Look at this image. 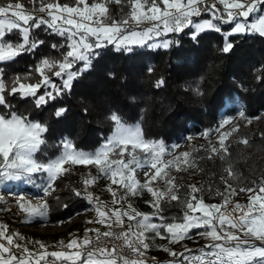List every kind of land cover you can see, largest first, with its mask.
Instances as JSON below:
<instances>
[{
    "label": "trees",
    "instance_id": "obj_1",
    "mask_svg": "<svg viewBox=\"0 0 264 264\" xmlns=\"http://www.w3.org/2000/svg\"><path fill=\"white\" fill-rule=\"evenodd\" d=\"M9 2L21 3L22 10L33 15L41 3L77 5V0H0V4ZM86 2L91 5L104 0ZM141 2L146 7L150 4V0ZM106 6L109 23L112 19L120 21L131 12L129 0H120L119 3L107 0ZM211 13V10L203 11L201 8V14L195 19L207 18ZM215 24L220 32L202 31L196 34L195 39L191 27H186L179 34H168L166 38L172 43L167 49H150L136 44L127 51L114 49L111 45L96 49L98 55L92 58L90 67L73 80L70 91H64L39 108L31 97L7 96L12 111L47 128L43 134L45 144L37 153V159L46 161L55 156L60 150L59 141L64 139L71 141L76 150L93 152L111 134L113 121L109 117L116 113L127 126L138 127L146 141L157 142L164 148L198 131L204 132L205 138L215 135V139L194 146L187 157L180 153L176 155L179 161L175 162L174 158L167 163L169 167L165 171L175 177L178 195L182 198L190 191L189 185H195L200 189L196 196L203 202L222 201L216 195L217 191L225 190L222 178L237 189V197L248 194L239 192L240 187L257 189L264 185V36L247 32L225 35L232 22L215 19ZM5 39L20 42L19 32L14 30ZM30 39L43 41V44L11 62L0 63L6 83L17 75L27 77L22 82L35 83L41 79L35 71L39 62L43 58L59 59L61 52L67 50L61 48L67 40L44 25L33 28ZM226 41L233 44L228 53L222 50ZM52 45L57 48L53 49ZM81 66L76 64L72 70L76 71ZM52 79L58 86L61 84L59 78L52 76ZM161 79L163 84L157 87ZM43 93L44 88H41L38 95ZM238 104L247 119L238 114L227 129L220 131L221 117L226 116L230 121L238 112ZM62 108L66 111L57 116V110ZM8 111L0 107V113ZM254 116L261 117L257 128L250 132L242 131V123ZM236 126L237 130L232 131ZM221 136L228 148V161L238 174L237 179L228 177L225 171L228 163L219 158V153L211 151L213 147L219 149ZM245 138L247 145L242 143ZM66 174L70 175V183H74V174ZM63 179L64 176L57 177L55 185L62 184ZM74 186L56 196L49 195L45 201L48 208L44 217L39 219L60 220L87 208L84 198L74 194L78 191ZM133 199L139 212L155 213L156 210L148 203L154 198L143 197L142 190L133 195ZM167 201V197L161 200L163 210L153 217L157 225L182 222L184 206L177 201ZM198 231L194 229L189 233ZM161 233L165 238L168 236L163 228ZM149 234L156 235L149 232L147 237Z\"/></svg>",
    "mask_w": 264,
    "mask_h": 264
},
{
    "label": "snow or ice",
    "instance_id": "obj_2",
    "mask_svg": "<svg viewBox=\"0 0 264 264\" xmlns=\"http://www.w3.org/2000/svg\"><path fill=\"white\" fill-rule=\"evenodd\" d=\"M107 0L89 5L86 0H77L76 6L59 3H41L37 9L40 13L47 14L50 19L43 16H35L30 12L22 11L23 5L17 3L0 4V63L11 62L25 52L34 51L43 44V41L30 39V31L33 28H40L42 25L53 33L64 37L68 43L61 45L67 50L61 52L59 59L43 58L36 66L35 71L39 73L41 79L35 83L22 82L27 77L15 76L10 83L3 79L0 71V107L9 111L0 113V181L2 180H31L35 173H46L50 180H55L59 174L67 171L64 165H93L104 177H110L113 184H120L126 194L137 195L140 190L146 189L154 198L149 201L156 210L152 215L144 214L128 205L129 210L119 208L111 209L109 212L96 208L99 219L95 222L105 224L109 229L112 227V217L114 223L124 227L122 217H127L128 225L121 232L112 230L99 232L98 229H88V232H95V236L85 237L82 241L72 239L64 248L69 251H53L51 253L41 252L29 253L24 248L25 253H29L34 259V264H41L46 256L53 258L52 264L56 262H70V264H145L140 259L143 256L141 248L149 247L146 243L147 233H155L161 238H165L161 233V228L170 234V242H178L186 238L191 229L203 228L200 232L206 238H210L211 243L205 249L191 250V257H185L186 264H264V185L260 186L258 192L252 187H240L239 192L255 193L249 196L246 205L240 203L233 204L230 196L237 194V189L232 187L228 180H223L225 184L224 192H216L222 199L221 205H206L201 198L196 196L200 191L195 185H189L184 197L178 195L179 186L175 184V177L169 176L165 171L169 165L158 167L161 163V156L164 147L154 141H146L138 127L127 126L118 114L112 113L110 119L114 123L113 133L105 140L101 147L91 153L79 151L74 148L71 141L64 139L61 142V152L55 158L45 160L37 159V153L41 146L45 144L43 134L47 131L46 126L37 121H33L25 115H19L12 111V106L7 102V96L19 94L22 98H33L36 107L46 105L49 100H55L64 91H70L72 82L83 71L90 67L93 57L98 55L96 49L109 44H115L119 49L128 48L129 45H144L153 36L160 37L168 33H181L186 27L192 26L197 32L203 30H215L220 32L211 20L202 23L193 21V16L201 14L210 9L206 5V0H150L145 10V4L141 0H129L131 12L129 16L120 21L114 19L109 23ZM117 3L120 0H116ZM224 9H238L240 17H248L250 13L257 10L258 6L264 4V0H219ZM80 5H83L81 7ZM160 5H163V10ZM215 3L212 8H215ZM55 9V13L52 11ZM11 13V15H9ZM59 13V14H56ZM215 19H221V15H215ZM155 22L146 30L137 31L130 29V22L139 25L143 22ZM236 21L234 28L228 35L245 34L246 26L239 22L233 12H227V19L224 22ZM22 22V24H21ZM14 30L20 33V42L13 43L5 39L6 35H12ZM250 30L264 36V18H260L258 24L250 25ZM196 34H193L195 39ZM170 40H163L159 47L168 48L171 46ZM56 49V45H52ZM233 48L230 42L225 43L223 52L228 53ZM80 69L73 71L74 65L81 63ZM49 73L51 75H49ZM52 76L59 78L61 84L58 86ZM163 84V80L157 82V87ZM44 88V93L38 95V91ZM66 109H58L57 116H61ZM244 117L243 111L239 112ZM247 119L246 117H244ZM229 121L225 119L224 124ZM223 126V125H221ZM234 127L232 131H236ZM207 134V133H206ZM242 143L247 145L245 138ZM129 145L131 146L129 148ZM119 149L120 159H109V154ZM139 150V152H137ZM128 152L129 159L125 162L124 152ZM213 153H219V158L228 163L225 168L229 178L237 179L238 174L234 172L231 162L228 161V148L224 144V137L221 136L219 149L213 147ZM143 153V156L140 155ZM184 157L188 154L184 153ZM150 158V159H149ZM187 162V161H185ZM155 169V174L150 181L140 184L134 178L135 168ZM179 170V169H178ZM148 173L146 172L145 175ZM119 177V180H117ZM157 178L164 180L165 190H154L150 186ZM91 181H85V184ZM51 185L44 189L47 193ZM109 191L115 197L116 193L111 188ZM76 196H81V192L76 191ZM168 198L167 202L177 201L184 206L182 222H170L157 225L153 222V217L162 212L161 200ZM89 200L91 195L89 194ZM23 197H21V200ZM124 199V197H121ZM195 202V203H193ZM113 203H119L113 200ZM19 207L30 216L44 217L48 208L47 202L38 206L30 203H20ZM66 207V206H65ZM196 213H200L196 215ZM163 219L162 217H160ZM91 222V221H90ZM239 233V234H238ZM244 237L241 238V235ZM0 236H4V231L0 229ZM8 244H12L13 237H4ZM259 241L260 243H254ZM39 243V242H37ZM62 243V242H61ZM111 245V247H109ZM16 247H20L19 244ZM45 246L40 244V248ZM165 252L176 256L177 253L164 247ZM128 251L134 258L125 255ZM3 254H8L5 257ZM184 256V253H180ZM32 264L28 258H18L11 255L10 248L0 243V264Z\"/></svg>",
    "mask_w": 264,
    "mask_h": 264
},
{
    "label": "rangeland",
    "instance_id": "obj_3",
    "mask_svg": "<svg viewBox=\"0 0 264 264\" xmlns=\"http://www.w3.org/2000/svg\"><path fill=\"white\" fill-rule=\"evenodd\" d=\"M213 3H215L216 5L215 8H212ZM206 5L211 10V12L215 13V15H221V13H223L222 18L220 19L223 21L227 19L228 11L233 12V15L237 17V20H239V22L244 23L246 26H248V28L246 29L247 33H256L255 31L250 30V25L254 23L258 24L259 19L264 18V6H258L255 12L250 13L249 16L245 18L240 17L238 15V9H224V6L219 3V0H206ZM80 6L83 7V5ZM146 8L147 7H145V10ZM161 8L163 10V5H161ZM201 8H203V6ZM52 11L55 13V9H53ZM213 13H211L207 18L195 19L196 16H193L192 19H195L194 21L197 23H202L205 20H211L212 23L215 24V16L213 15ZM34 14H36L35 16H43L45 19H50V17L47 16L46 12H35ZM9 15H11V13H9ZM153 23L155 22L146 21L139 25L131 23L129 24V26H132L133 28H136L135 30L140 31L146 30L148 27H151ZM235 23L236 21H232V25L225 32V35H228V33L232 31ZM189 27H191L192 35L194 33L198 34L202 32H197L196 29H194L192 26ZM167 35H162L160 37L153 36V38L151 40H148L144 45L150 49H167L158 46L162 43L163 40H169L166 38ZM104 44L111 45L114 49H118L115 44H109L106 41L104 42ZM130 46L131 45H129L127 49L124 47H121L119 49L127 51ZM78 64L82 65V62ZM237 108V114L233 116L228 123H223L225 119L229 120L226 116L221 117V120L219 121L221 128L220 131H224L225 129H227L229 125L238 116L239 112H241V106L239 104L237 105ZM262 116H264V112ZM260 118V116L252 117L248 121L242 123L240 129L244 132H250L255 130L257 128ZM113 131L114 123L111 134L113 133ZM203 135L204 132L198 131L197 133L189 134L178 141L171 142L169 146H166V148H164V153L161 156V163L157 166L162 167L163 165H167V163L174 158L175 162L179 161L178 159H176V155L180 153L190 154L193 150V147L199 144L200 142H206V140L215 139V135L210 136L208 138H205ZM62 141H59V146L61 145ZM101 145L94 151L98 150ZM130 147L131 146L129 145V148ZM61 150L62 149L60 147L59 152L55 156L59 155ZM55 156H53L52 158H55ZM109 159H120L119 149H116L113 153H110ZM123 159L125 162L129 159L128 152L126 153V155H123ZM64 167L65 169H67V171L57 176L59 178L64 176V182L59 186H56V181L50 180L46 173H35L32 175L31 180L21 179L0 181V229L4 231V236H0V243H3L5 246L10 248L11 255L22 259L28 258L32 260V264H34V259L32 256H29V253L35 256V254L45 251L48 253H51L53 251H62L60 247L64 248V245H66L72 239H78L82 241L86 236L91 238L95 234V232L86 231L88 229H98L99 232L103 233L114 228H127V225L129 223L127 217H122V219L124 220L123 228L114 223V216L112 217L111 229H109L105 224L95 222L99 219L96 208L100 207L102 211L109 212V215H111L110 210L114 208L130 211V209H128V205H131L132 208L137 210L133 195L126 194V190L120 184H113L112 179L110 177H104L98 171L96 166H86L80 164L72 165L71 163H68L65 164ZM130 167L135 168L134 165ZM66 172L74 174V183H70V175H67ZM146 172L148 173L147 175H145ZM154 174L155 169H149L147 167L135 168L134 178L140 184H143L145 182L150 181L151 176ZM86 180L91 181V183L85 184ZM117 180H119V177H117ZM49 185H51V187L49 191L45 193L44 189ZM73 186L76 190L81 192V196L87 203V208L84 207L85 209H80L76 214L66 216L63 219L55 221H49L47 219L40 220V217L30 216L27 212L23 211L19 207L20 203H30L33 206H38L44 203L48 199L49 195L56 196L55 194L61 191L67 192L68 189ZM150 186L153 187L154 190H165L167 187L164 180L161 178H157L156 181H152ZM109 188L115 191V197H113L112 193L109 191ZM258 189L259 188L256 189L257 192ZM89 194L91 195V200H89L88 198ZM253 194L255 193H248L245 197H237L235 195H232L230 196V200L233 204L240 203L242 205H246L249 202V196ZM261 195H264V193H262ZM142 196H148V198H153L151 194L147 192L146 189H142ZM21 197H23L22 200ZM121 197H124V199H121ZM114 199L119 201V203H113ZM222 202L223 201L204 203L206 205H221ZM199 214L200 213H196V215ZM203 231L204 229L200 228L198 232L188 233L186 238L174 243L170 242V234H168L166 238H161L160 236H153L149 234V237L145 241L146 243H148L149 247L147 249L142 248L144 252L148 254L151 258V261L148 264H186L185 257H191L192 255V253L187 252L186 249H191L193 251L198 249H205V246L211 243L210 238H206L202 235H199V233ZM47 234H49L52 238L54 237V239L56 240L58 239L57 241L60 244V247L55 246L51 241H45V236ZM240 235L243 239L244 237L242 236V234ZM6 236L13 237L12 244H8V241L4 238ZM253 242L257 244L260 243L259 241ZM17 244L20 245L19 248L16 247ZM40 244H43L45 247L41 249ZM164 247L169 248L171 251L177 253V255L172 256L169 254V252H165L163 250ZM24 248H27L29 250V253H25ZM64 249L67 250L66 248ZM180 253H184V256H180ZM3 255L5 257L8 256V254ZM52 261L53 258L51 256H46L45 261H42L41 264H52ZM56 264H70V262H56Z\"/></svg>",
    "mask_w": 264,
    "mask_h": 264
},
{
    "label": "built area",
    "instance_id": "obj_4",
    "mask_svg": "<svg viewBox=\"0 0 264 264\" xmlns=\"http://www.w3.org/2000/svg\"><path fill=\"white\" fill-rule=\"evenodd\" d=\"M124 229H121V228H114V229H112V231H114V232H121V231H123ZM49 234H47L46 236H45V241H51L55 246H57V247H60V244L58 243V239L56 240V239H54V237L52 238V237H50V235L48 236ZM52 236V235H51ZM95 236V234L92 236V237H94ZM91 237V238H92ZM44 241V242H45ZM109 247H111V245H109ZM60 249L62 250V251H67V250H65L64 248H62V247H60ZM141 251L143 252V256L142 257H140V259H142L144 262H145V264H148L150 261H151V258H150V256L148 255V254H146L145 252H144V250L141 248ZM125 255H127L130 259L131 258H134L133 256H132V254L130 253V252H128V251H126L125 252Z\"/></svg>",
    "mask_w": 264,
    "mask_h": 264
}]
</instances>
